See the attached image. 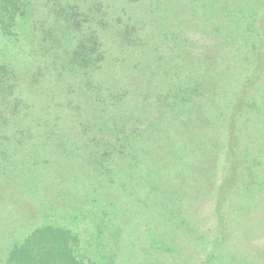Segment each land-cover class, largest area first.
<instances>
[{
    "label": "rangeland",
    "instance_id": "1",
    "mask_svg": "<svg viewBox=\"0 0 264 264\" xmlns=\"http://www.w3.org/2000/svg\"><path fill=\"white\" fill-rule=\"evenodd\" d=\"M20 2L0 264L44 226L88 264H264V0Z\"/></svg>",
    "mask_w": 264,
    "mask_h": 264
},
{
    "label": "trees",
    "instance_id": "2",
    "mask_svg": "<svg viewBox=\"0 0 264 264\" xmlns=\"http://www.w3.org/2000/svg\"><path fill=\"white\" fill-rule=\"evenodd\" d=\"M21 8H22V3L20 2V0H0V33L2 35L4 36L12 35V27L14 24V20L17 16V13L21 10ZM94 61L95 60H92L90 58H84L83 62L84 64H91L92 66L94 65ZM179 107H180L179 109H182L184 106L179 104ZM194 116H193L194 123L203 121L201 119L199 120L194 119ZM162 119L163 117L160 116L158 119H154V120L156 121ZM189 120L190 122L193 123V120L191 118H189ZM150 123L154 124V122L152 121ZM152 124L150 126H152ZM197 125L203 126V124H197ZM150 126H148L147 128H150ZM142 136L145 137V133ZM164 141H166L164 142V144H161L160 146L158 145L156 146L159 148L160 151L163 152L167 151L169 153V151L166 150L167 147H165L168 142L167 140ZM137 145L138 147L135 145L136 148L139 150L140 153H142L144 147L143 143L138 142ZM157 147H155L156 151H158ZM148 163H149L148 167L150 169H153L151 171H155L154 169L159 168V166L157 164H154L152 160ZM169 164L170 162L168 161V163L164 165L169 167L170 166ZM154 173H155V178H162V175L157 170ZM154 173H151L150 175L152 176ZM135 181L136 183L143 186L136 179ZM142 182L145 183V180L143 179ZM156 184H159V182H156ZM157 186L159 188L158 192L160 193L161 184L160 187L159 185ZM154 196L159 197L158 193H155ZM73 238L74 237L70 234L69 231L63 230L61 228H55L52 226H44L41 228H37L31 232V234L26 238V240L22 245L15 246L10 251L9 263L10 264H88L79 261L74 256L72 251Z\"/></svg>",
    "mask_w": 264,
    "mask_h": 264
}]
</instances>
